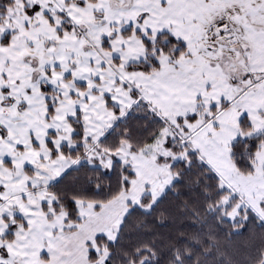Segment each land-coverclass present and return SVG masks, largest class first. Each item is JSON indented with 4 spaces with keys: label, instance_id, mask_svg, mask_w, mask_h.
<instances>
[{
    "label": "snow or ice",
    "instance_id": "snow-or-ice-1",
    "mask_svg": "<svg viewBox=\"0 0 264 264\" xmlns=\"http://www.w3.org/2000/svg\"><path fill=\"white\" fill-rule=\"evenodd\" d=\"M85 164L115 185L58 188ZM184 188L264 227V0H0V264H233L212 228L121 243Z\"/></svg>",
    "mask_w": 264,
    "mask_h": 264
},
{
    "label": "trees",
    "instance_id": "trees-1",
    "mask_svg": "<svg viewBox=\"0 0 264 264\" xmlns=\"http://www.w3.org/2000/svg\"><path fill=\"white\" fill-rule=\"evenodd\" d=\"M143 123L144 121L139 116L133 115L127 121V127L132 129L133 135H139L142 134L140 126ZM124 126L121 125L120 127L123 128ZM116 139L118 137L113 133L109 136L108 142ZM97 176H99V173L85 164L78 171H69L58 185V188L69 193L87 188L89 189V195H93L92 189H95L97 183L104 185L105 192H107L109 182L115 185V173L109 172L99 180H97ZM90 179L91 183H89ZM188 194L187 188L182 190V195L179 197L169 192L150 215L141 211L133 213L124 225L125 236L121 243L128 245L138 239H155L158 248H163L169 238L175 237L180 232H183L186 237H190L201 231L207 233L212 228L217 237L220 251L225 254L226 258L231 259L233 264H244L250 256L255 255L256 249L264 242V227H261L260 222L253 217L239 233H233L232 235H229L228 226H224L223 230L216 229L211 217L208 218L207 223L201 225L194 222L191 217L179 215L180 205L188 198ZM166 260L167 252L164 251L162 252L161 264H166Z\"/></svg>",
    "mask_w": 264,
    "mask_h": 264
},
{
    "label": "rangeland",
    "instance_id": "rangeland-1",
    "mask_svg": "<svg viewBox=\"0 0 264 264\" xmlns=\"http://www.w3.org/2000/svg\"><path fill=\"white\" fill-rule=\"evenodd\" d=\"M82 151V150H81ZM259 222V221H258Z\"/></svg>",
    "mask_w": 264,
    "mask_h": 264
}]
</instances>
